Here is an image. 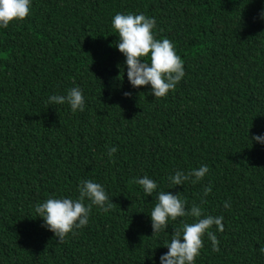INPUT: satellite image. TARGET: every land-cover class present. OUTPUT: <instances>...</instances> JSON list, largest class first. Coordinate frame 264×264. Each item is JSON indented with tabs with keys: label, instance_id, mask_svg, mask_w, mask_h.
Listing matches in <instances>:
<instances>
[{
	"label": "trees",
	"instance_id": "obj_1",
	"mask_svg": "<svg viewBox=\"0 0 264 264\" xmlns=\"http://www.w3.org/2000/svg\"><path fill=\"white\" fill-rule=\"evenodd\" d=\"M118 12L155 18V38L174 43L185 72L174 91L155 98L128 82ZM262 13L264 0H31L0 28V264H160L173 229L194 218L152 235L159 191L223 217V232L210 229L220 250L205 235L195 264H264V143L252 139L264 135ZM73 87L83 111L47 103ZM204 164L200 182L169 189L168 176ZM145 175L152 196L132 182ZM89 179L115 205H93L58 242L34 206L76 199Z\"/></svg>",
	"mask_w": 264,
	"mask_h": 264
},
{
	"label": "clouds",
	"instance_id": "obj_2",
	"mask_svg": "<svg viewBox=\"0 0 264 264\" xmlns=\"http://www.w3.org/2000/svg\"><path fill=\"white\" fill-rule=\"evenodd\" d=\"M31 0H0V28H7L14 20H24L30 13ZM264 18V13L261 14ZM112 28L118 34L116 47L124 55L127 67V79L132 87L150 85L151 94L155 98H162L184 77L183 61L176 53L175 45L167 38L157 39L153 35L156 26L155 18H149L143 13H116L111 21ZM123 78V77H122ZM125 96L131 93L125 92ZM48 104L63 105L67 103L72 112L83 111L85 100L79 87H73L64 96L51 95ZM253 140L264 143V135L253 136ZM117 151L115 147L108 149L111 158ZM209 172L208 165H201L184 172L177 170L168 176L170 188L182 186L186 181L200 182ZM133 183L142 187L146 196H152L158 188L157 183L147 175L134 179ZM79 196L76 199L49 197L44 202L34 206L37 216L42 218L44 226L54 233L58 242L74 229L88 224L92 206H99L101 211H109L113 205L112 198L106 194L104 187L92 180H82L78 187ZM211 192L209 184L203 190L206 197ZM156 203L150 212L152 235L164 232L169 219L175 221L179 217H192L193 222H182L181 226L173 229L170 242L165 243L168 251L160 256V264H195L196 257L204 246L203 237L207 235L211 241L212 250L218 252L219 240L210 229L215 226L217 231L223 232L222 216L204 215L203 209L193 203L187 208V200L182 199L179 192H155ZM85 199L90 203L85 206ZM205 201L202 198L201 204ZM225 208L230 207L225 202ZM36 216V217H37ZM264 255V248L259 249Z\"/></svg>",
	"mask_w": 264,
	"mask_h": 264
}]
</instances>
